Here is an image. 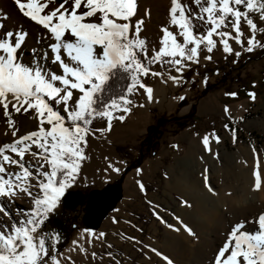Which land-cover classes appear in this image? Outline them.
<instances>
[{
    "label": "snow or ice",
    "instance_id": "snow-or-ice-1",
    "mask_svg": "<svg viewBox=\"0 0 264 264\" xmlns=\"http://www.w3.org/2000/svg\"><path fill=\"white\" fill-rule=\"evenodd\" d=\"M70 2V10L65 7L69 0H62L44 12L54 0H14L25 17L49 33L51 63L59 71L48 67V51L38 57L34 51L35 66L18 57L26 34L8 32L6 36H15L14 40L0 39V108L8 117V126L14 129L13 137L18 129L14 128L9 105L15 113L31 110L38 121L35 131L0 146V213L11 221L9 226L0 220V264H60L56 248L59 234L43 232L41 228L65 190L77 182L80 162L86 159V137L94 131H110L113 119L123 121L136 106L130 97L138 90L143 89L147 100L152 101L153 89L142 78L165 75L152 71V64L161 67L167 64L179 73L185 61L198 62L201 45L207 52L213 51L214 35L220 38L223 50L231 52L228 39L242 43V18L252 32L247 39V50L252 51L259 42L255 41L257 25L248 12L259 13L264 19V2L259 0H192L196 12L180 0H170L169 25L175 26L177 33L169 31L168 26L162 27L161 46L159 50L154 48L149 56L146 40L140 37L143 20L131 22L136 15L137 0ZM241 6L244 11L240 10ZM81 8L84 10L78 11ZM193 21L209 27L204 33L194 32ZM228 24L236 33L234 37L220 31ZM177 35L182 37V42L177 40ZM168 79L179 82L177 76L169 75ZM249 95L254 98L253 93ZM98 118L105 119L107 125L93 130L91 125ZM203 143L207 147V136ZM26 155L33 157L35 166L32 161H25ZM12 166L18 171H9ZM109 167L120 171L111 164ZM253 175V189L259 190L262 180L258 165ZM205 183L207 186V177ZM32 188L37 189L35 195ZM209 191H212L210 187ZM19 192L31 198V208L11 207ZM247 223L257 227L247 231L243 221L233 225L213 264H264V213ZM167 264H172L171 260Z\"/></svg>",
    "mask_w": 264,
    "mask_h": 264
},
{
    "label": "rangeland",
    "instance_id": "rangeland-1",
    "mask_svg": "<svg viewBox=\"0 0 264 264\" xmlns=\"http://www.w3.org/2000/svg\"><path fill=\"white\" fill-rule=\"evenodd\" d=\"M155 1L137 0L136 15L131 21L134 24L136 20H143L140 37L146 40L149 56L154 48L159 50L161 46L159 41L163 36L162 27L168 26L169 31L177 33V28L169 25L170 0H159L158 4L162 5V14L159 15H156ZM61 2L54 0L44 12ZM180 2L193 4L192 0ZM65 7L70 10V0ZM83 10L81 8L78 11ZM248 17L257 25L255 41L259 45L253 47L252 51L247 50V39L252 32L242 18V43L228 39L231 52H225L220 38L214 35L216 44L213 51L209 53L201 45L198 62L185 61V67L179 73L167 64L163 67L158 63L152 64V71L163 72L164 77L148 75L142 78V82L152 89L157 85H165L169 99L183 97L180 100L184 103L193 100L187 113L181 114L178 109L165 112L139 108L138 105L146 97L144 90L140 89L131 98L136 106L131 108L123 121L113 119L110 131H94L86 137V159L94 151L92 144L104 145L107 149L110 146L122 164L120 171L112 178L105 177L98 182H81L78 178L75 184L65 190V194L69 190H80L87 196L92 189L121 182L124 196L99 229L89 230L81 220L84 203L74 210L66 209L62 203L64 194L41 228L43 232L59 234L60 241L56 248L60 264H167V260H171L172 264H198L193 258L189 260L186 256L180 257L177 253L179 242L199 247L205 238L212 239L219 249L233 225L243 221L247 231L257 227L247 221L264 213V201L261 204L257 200L253 205L244 206L238 203L229 206L219 204V225L212 227L208 233L198 229L195 223L189 225L186 218L195 216V219L203 213L191 198L209 191L205 177L208 178L207 182L211 180L210 183H213L212 177L218 175L220 179L225 178L222 169L226 165L231 164L233 167L238 164L236 162H241L249 168L254 158H258L264 165V47L260 46L264 45V19L254 11H249ZM206 27L209 26L199 21L194 32L204 33ZM220 31H227L233 37L236 35L231 24ZM177 40L182 42V37L177 35ZM31 49L37 50L36 47H27L18 57L24 63L35 66L34 59L28 58L30 54L33 55V52H29ZM46 50L49 52L48 67L52 71H59L57 65L51 63L52 54L48 46ZM236 53L240 54L237 56ZM206 56L211 59H205ZM169 75L179 77V82L168 79ZM249 93H253L254 98ZM9 112L14 128L18 129L17 137L37 129L38 121L31 110L28 113H15L9 105ZM130 118L138 119L141 125L138 124L140 131L132 139V145H126L114 138L112 129ZM7 120L8 117L0 108V146L13 141L14 129L8 126ZM106 125L105 119L98 118L93 121L91 128L102 129ZM205 136L208 137L207 147L203 143ZM32 150H36L35 146ZM24 159L32 161L35 166L33 157L26 155ZM185 168L188 169L186 179L197 182L195 189L189 190L191 193L183 191L177 179ZM9 171L16 172L18 169L12 166ZM175 180L179 185L177 187L174 185ZM261 180L264 186V174ZM182 183L186 184L185 181ZM31 191L35 195L37 189L32 188ZM209 193L215 196L211 191ZM14 199L15 203L11 206L13 209L32 207L31 198L23 192H19ZM250 199L256 200V197ZM186 208L193 214H186ZM13 219L18 217L13 216ZM0 220L11 225V221L2 213ZM173 233L177 236L174 242L176 248L169 246L172 244L169 237Z\"/></svg>",
    "mask_w": 264,
    "mask_h": 264
},
{
    "label": "bare ground",
    "instance_id": "bare-ground-1",
    "mask_svg": "<svg viewBox=\"0 0 264 264\" xmlns=\"http://www.w3.org/2000/svg\"><path fill=\"white\" fill-rule=\"evenodd\" d=\"M155 2L156 15L162 14V5H160V3L158 4L159 0H156ZM146 15L147 17L149 16V14ZM8 32H13L14 34H26V39L22 41V47L18 49V56L21 55V53L27 47H36L37 50L41 51V53L47 51V46L52 42V40L49 38V33L43 29L42 26L37 25L34 21L30 20V18L25 17L14 4V0H0V39L7 38L14 40L15 36L11 38L6 36V33ZM37 50L31 49L29 52L34 53L35 51L36 56L38 57L40 53H37ZM28 58L33 59V55L30 54ZM167 91L168 90L165 85L155 86L153 88L152 101L149 102L145 97V99L140 103V105L142 104L143 107L139 108H142L145 111L159 110L165 112L178 109L177 111H179L181 114L187 113L191 109L194 102L193 100L184 103L183 101L181 102L179 98L169 99L167 96ZM138 124L141 125L138 119L130 118L126 122H122L121 124L115 126L112 129V134L116 140L120 141V143L132 145V139L140 131V125ZM1 136L2 134L0 133V138ZM17 138L18 137L15 136L13 137V140ZM91 147L94 149L93 153L87 157L86 160H83L81 164L78 177L81 182H98L105 177L112 178L115 173H118L109 167L110 164L118 168H120L122 165L120 164L119 159L115 156L112 147L108 146L109 149H107L106 146L100 144H92ZM241 157H244V155ZM241 157L240 159L242 160ZM252 161L253 164L252 167H249L250 169L246 168V166L241 162H236L238 164L234 165L233 167L231 164H229L226 165L224 169H222L226 174L225 178L220 179L218 175L217 177H212V182L214 180L213 183H210L211 180L209 178L210 181L207 182L208 190L210 187L212 189L211 192L214 193L215 196L210 195V191L206 190L203 195L192 197L191 199L196 201L195 205L200 208L203 213L195 219V216H190L191 218L186 217L188 219L187 223L189 225L195 223L198 229H203L208 233L212 227L215 228L217 225H219L220 219L218 215L221 213L219 204H222L223 206H229L230 204L232 205V203H238L239 205L244 206L245 204L253 205L257 200L262 204L264 201V186L261 185L259 190L253 189L255 181L253 173L256 171L258 165L262 179L264 174V165L261 163V161H259L258 158H254ZM187 170L188 169L185 168L184 173L179 175V178L177 179L180 181V187H182V190L186 193H191L190 191L195 189L197 182L186 179V176H188V173L186 172ZM219 179L220 181H218ZM183 180L186 182V184L182 183L184 182ZM174 185L176 187L179 186L176 180ZM251 197H256V200L250 199ZM188 210L189 209L186 208L184 209V212L190 215L193 214ZM220 227L221 228L219 229L222 230V226ZM221 233L223 232L221 231ZM169 239H171L172 242V244L169 246L174 248V242L177 241V236L173 233ZM204 241L205 242L199 247L189 245L187 242H179L180 247L177 253H179L180 257H188L187 259L189 260L193 258L195 262H198V264H213L214 259L211 260V258L213 256L215 257L217 254L218 247H215V240L205 238Z\"/></svg>",
    "mask_w": 264,
    "mask_h": 264
},
{
    "label": "water",
    "instance_id": "water-1",
    "mask_svg": "<svg viewBox=\"0 0 264 264\" xmlns=\"http://www.w3.org/2000/svg\"><path fill=\"white\" fill-rule=\"evenodd\" d=\"M123 196V184L114 182L103 188L90 190L87 196L80 190H69L63 197L62 203L69 210H74L84 203L82 223L89 230H97L122 201Z\"/></svg>",
    "mask_w": 264,
    "mask_h": 264
},
{
    "label": "trees",
    "instance_id": "trees-1",
    "mask_svg": "<svg viewBox=\"0 0 264 264\" xmlns=\"http://www.w3.org/2000/svg\"><path fill=\"white\" fill-rule=\"evenodd\" d=\"M259 2H264V0H259ZM187 6H188L189 8H191L193 12L198 11V9L196 8V6L193 5V4H187ZM240 10L243 11V10H245V9H244L243 6H241V7H240ZM228 19L230 20L231 17H229ZM193 23L196 25V27L193 29V31H195L196 28H197V23H199V21H193ZM130 98H132V96H131ZM118 114H119V113H115L114 115H118Z\"/></svg>",
    "mask_w": 264,
    "mask_h": 264
}]
</instances>
